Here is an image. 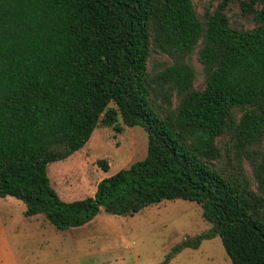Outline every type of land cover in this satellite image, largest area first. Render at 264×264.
I'll return each instance as SVG.
<instances>
[{
	"label": "trees",
	"instance_id": "16d2710c",
	"mask_svg": "<svg viewBox=\"0 0 264 264\" xmlns=\"http://www.w3.org/2000/svg\"><path fill=\"white\" fill-rule=\"evenodd\" d=\"M229 1L199 16L192 0H0V197L58 230L193 201L210 230L160 264L217 235L231 264H264V0H240L250 28L231 24ZM153 53L168 58L157 70ZM119 121L146 131V156L62 200L47 164Z\"/></svg>",
	"mask_w": 264,
	"mask_h": 264
},
{
	"label": "rangeland",
	"instance_id": "374dc122",
	"mask_svg": "<svg viewBox=\"0 0 264 264\" xmlns=\"http://www.w3.org/2000/svg\"><path fill=\"white\" fill-rule=\"evenodd\" d=\"M199 14L212 11L218 0H192ZM231 24L250 28L253 22L240 11V0H230L226 8ZM198 46L188 58L195 70L194 87L202 88L204 75L198 60ZM167 56L153 53L148 69L157 70ZM173 94V105L177 103ZM117 132L111 127L97 126L88 141L67 158L47 164L50 184L64 201L93 196L97 184L122 168L142 160L147 153V133L139 126L123 125ZM225 136L218 138L221 143ZM105 160L104 171L98 160ZM251 175L250 166L245 164ZM252 176V175H251ZM252 186L257 181L252 177ZM6 235L14 254H24L30 264H160L172 248L182 240L207 232L211 225L201 216V206L182 199L164 200L133 216H120L103 209L88 223L65 230L56 229L43 214L28 217L25 204L7 197ZM24 225V231H21ZM27 227V228H26ZM24 244V245H22ZM167 264H231L220 237L204 239L198 248H183Z\"/></svg>",
	"mask_w": 264,
	"mask_h": 264
},
{
	"label": "crops",
	"instance_id": "0c3cea01",
	"mask_svg": "<svg viewBox=\"0 0 264 264\" xmlns=\"http://www.w3.org/2000/svg\"><path fill=\"white\" fill-rule=\"evenodd\" d=\"M7 197L9 196L0 197V264H30L28 256L25 258L23 253L21 255L14 254L16 251L11 248L10 239L6 235V221L13 216V214L7 212L8 207L5 202L6 199H9ZM24 229V225H21L22 232Z\"/></svg>",
	"mask_w": 264,
	"mask_h": 264
}]
</instances>
